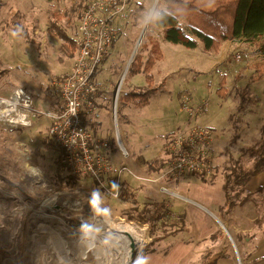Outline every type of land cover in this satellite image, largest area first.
Wrapping results in <instances>:
<instances>
[{
  "label": "rangeland",
  "instance_id": "1",
  "mask_svg": "<svg viewBox=\"0 0 264 264\" xmlns=\"http://www.w3.org/2000/svg\"><path fill=\"white\" fill-rule=\"evenodd\" d=\"M152 2L129 0L125 32L98 65L99 134L107 138L114 161L129 169L120 182L104 187L82 175L61 188L57 175L68 173L57 167L56 151L48 144L54 142L49 136L52 118L40 115L30 125L13 129L0 124V264H123L128 248L138 264H201L207 258L216 264L264 261V189L226 216L222 190L224 167L235 160L250 164L243 149L262 135L264 38L249 43L235 38L214 52L204 50L199 40L195 47L171 43L154 30L162 57L149 72L151 82L142 72L127 71L112 121L117 83ZM139 3H144L142 10H137ZM79 5L80 0H0V97H8L14 87L34 104L20 103L18 111L30 115L39 109L60 110L55 82L72 60L60 32L79 43ZM151 41L146 50H139V44L135 51L142 63ZM222 79L223 97L217 92ZM147 88L153 91L144 105L123 97ZM183 95L198 109L196 115L189 117L182 109ZM188 121L212 129L214 169L208 177L160 178L168 160V137ZM263 179L264 171L250 183ZM161 186L172 193L161 192ZM160 203L166 208L161 221L151 226L137 219L141 211L152 213ZM100 214L137 229L135 251L131 238L109 230Z\"/></svg>",
  "mask_w": 264,
  "mask_h": 264
},
{
  "label": "built area",
  "instance_id": "2",
  "mask_svg": "<svg viewBox=\"0 0 264 264\" xmlns=\"http://www.w3.org/2000/svg\"><path fill=\"white\" fill-rule=\"evenodd\" d=\"M80 4L82 10L77 23L79 46L70 69L55 82L59 88L60 110L46 113V110L39 109L30 115L18 111L20 103L27 107L34 104L31 96L22 89L14 91L17 88L13 87L7 93L8 97H0V124L12 129L24 127L38 116L48 114L52 118L49 136L63 151L62 168L73 178L90 176L106 187L113 180L120 182L121 175L128 173L129 169L114 161L107 138L99 134L102 105L97 99L102 95V89L96 77L99 63L108 55L115 40L125 32L130 3L129 0H80ZM133 57L129 58L117 83L111 104L112 121H116L121 85ZM182 99V109L189 117L199 112L190 104L188 97L183 95ZM213 146L211 128L190 121L180 125L168 137V160L160 178L185 174L208 177L214 169ZM160 191L172 193L164 186Z\"/></svg>",
  "mask_w": 264,
  "mask_h": 264
},
{
  "label": "trees",
  "instance_id": "3",
  "mask_svg": "<svg viewBox=\"0 0 264 264\" xmlns=\"http://www.w3.org/2000/svg\"><path fill=\"white\" fill-rule=\"evenodd\" d=\"M79 7L82 10V5ZM143 8L144 3H139L137 10ZM131 16L135 17L133 12ZM154 30L160 31L161 37L171 43L185 42L187 47H195L199 40L204 50L214 52L219 50L222 42L235 38H240L248 43L259 41L261 37L264 38V0H157L139 47V50L140 48L146 50L148 41L152 39L149 48L150 54L144 63H142L140 55L137 54L128 69V74L131 75L142 72L148 82H151L150 70L155 62L162 57L159 42L152 37ZM60 34L69 51L68 56L72 59L79 44L68 37L65 32L61 31ZM220 83L221 86L217 88V92L223 97L225 95L223 79L220 80ZM152 91L151 88L144 91L132 90L125 93L123 97L137 105H144ZM121 96L118 99H121ZM261 133L260 139L249 149H243L242 153L247 152L251 159L250 164L235 160L224 167L222 184L224 216L233 207L241 206L252 200L253 192H260L264 189V184L258 186L254 191H248L246 188L252 177L264 171V126ZM48 144L56 151L55 163L58 165L57 167L62 168V149L53 141H48ZM57 176L61 188L68 187L74 182V178L70 175L64 176L61 173ZM165 211V205L160 203L156 205L152 213L141 211L137 215V219L153 226L165 218ZM131 218L129 217V220ZM220 219L222 220L221 217ZM206 261L208 262L203 261L201 264H216L213 259L208 260L207 258Z\"/></svg>",
  "mask_w": 264,
  "mask_h": 264
},
{
  "label": "bare ground",
  "instance_id": "4",
  "mask_svg": "<svg viewBox=\"0 0 264 264\" xmlns=\"http://www.w3.org/2000/svg\"><path fill=\"white\" fill-rule=\"evenodd\" d=\"M143 35H144V33L141 34L140 40L143 38ZM136 50H137V48H136ZM135 51H134V54H135ZM100 219L109 226V230L114 231L116 233H120V234L124 233L125 235L129 236L132 240V243H134L133 241H135V240L136 241L139 240V235H138L137 229L135 227L127 226V225H121V224L116 225L113 222H111L109 219H106L101 214H100ZM133 251H135V250H133ZM126 253H127L126 258L124 259L123 264H138V261H135L134 252L131 253L130 249L128 248ZM119 264H121V262Z\"/></svg>",
  "mask_w": 264,
  "mask_h": 264
},
{
  "label": "water",
  "instance_id": "5",
  "mask_svg": "<svg viewBox=\"0 0 264 264\" xmlns=\"http://www.w3.org/2000/svg\"><path fill=\"white\" fill-rule=\"evenodd\" d=\"M156 3H157V0H153L152 5H151V7H150V9H149V12H148V14H147V17H146V19H145V21H144V24H143L142 28H141L140 34H139V36H138V39H137V42H136V45H135L134 51L136 50V47H137V45H138V42H139V39H140L141 34L145 32V29H146V27H147L148 21H149V19H150V17H151V14H152V12H153L155 6H156ZM134 51L132 52L130 58L133 57ZM216 220H217V219H216ZM217 223H218L222 228H224V226L221 224V222H220L219 220L217 221ZM224 229H225V228H224ZM228 236H229V235H228ZM229 238H230V240H231V242H232V245H233V247H234V250H235V245H234V243H233V241H232V239H231L230 236H229ZM130 246H131L132 250H135V248H134V243H131Z\"/></svg>",
  "mask_w": 264,
  "mask_h": 264
},
{
  "label": "crops",
  "instance_id": "6",
  "mask_svg": "<svg viewBox=\"0 0 264 264\" xmlns=\"http://www.w3.org/2000/svg\"><path fill=\"white\" fill-rule=\"evenodd\" d=\"M151 172V171H150ZM256 177V176H255ZM254 177H252L249 182L247 183V189L250 191H253L254 189H256L258 186H261L264 184V182H262L263 180L261 181H258V182H255V183H250L251 180L253 179ZM251 264H264V261H250Z\"/></svg>",
  "mask_w": 264,
  "mask_h": 264
},
{
  "label": "clouds",
  "instance_id": "7",
  "mask_svg": "<svg viewBox=\"0 0 264 264\" xmlns=\"http://www.w3.org/2000/svg\"><path fill=\"white\" fill-rule=\"evenodd\" d=\"M113 186H114L115 188H118V187H119L118 185H115V184H114ZM92 205H93V206L95 205V200L92 201ZM140 264H144V262L141 261Z\"/></svg>",
  "mask_w": 264,
  "mask_h": 264
}]
</instances>
